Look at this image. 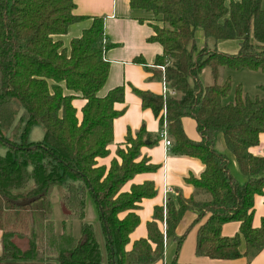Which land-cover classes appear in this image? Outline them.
<instances>
[{
  "label": "trees",
  "instance_id": "trees-1",
  "mask_svg": "<svg viewBox=\"0 0 264 264\" xmlns=\"http://www.w3.org/2000/svg\"><path fill=\"white\" fill-rule=\"evenodd\" d=\"M262 1L129 0L131 7L153 12L162 23L154 26L150 40L162 46L155 61L165 66V80L176 93L163 97L134 92L160 126L165 105L173 153L198 158L204 169L199 178H188L194 187L189 198L177 199V206L166 202L165 235L157 224L163 221V207H156L147 237L127 250L129 234L139 222L137 204L155 191L151 182L132 185L129 191L122 187L135 174L157 167L145 158L138 160L149 137L144 128L134 137L127 134L126 149H116L120 161L112 158L107 168L97 164V158L109 154L113 119L121 113L114 105L124 100L123 86L102 97L97 94L109 72L104 52L113 46L103 42V17H92L91 26L66 48L53 36L65 34L70 24L84 18L73 14V0H0V146L5 147L0 154V264L36 261L47 253L55 254L57 264H152L163 258L164 237L179 250L184 237L175 230L187 210L197 212V221L205 218L197 232L198 256H245L250 261L261 251L264 217L256 228L252 217L255 196L264 193V153L254 155L249 149L258 145L264 130V86L258 87L262 95L249 96L236 85L233 100L225 102L230 82L219 83L218 77L222 67L264 73ZM220 39L237 40L238 51H218ZM204 68L210 70V84L201 79ZM77 97L85 100L80 117L73 105ZM183 116L195 120L198 141L185 135ZM35 125L43 130L37 142L29 140ZM218 136L225 151L216 149ZM229 154L242 179L231 171ZM54 187L62 191L59 201L65 216L81 221L80 237L64 233L51 243L36 247L31 241L21 248L14 243L15 235L28 229L34 213L48 214ZM197 194L206 198L197 199ZM86 195L98 208L104 253L93 223L85 220ZM231 221L239 223L238 232L222 236V225ZM165 264L197 263L174 259Z\"/></svg>",
  "mask_w": 264,
  "mask_h": 264
},
{
  "label": "crops",
  "instance_id": "crops-1",
  "mask_svg": "<svg viewBox=\"0 0 264 264\" xmlns=\"http://www.w3.org/2000/svg\"><path fill=\"white\" fill-rule=\"evenodd\" d=\"M229 1L226 0V4ZM73 3V14L84 18L70 24L65 34L54 35L53 39L61 40L63 47L69 48L70 40L79 37L84 29L91 26L92 17H103L104 40L113 44V46L104 52V59L109 62V72L103 87L97 94L102 97L114 87L123 86L124 88L123 102L114 105L115 109L121 113L113 119V140L107 145L109 154L97 158V164L104 165L107 168L111 159L117 158L116 149L125 145L127 134L130 133L134 137L141 128H144L149 137L146 138L145 144L140 148L138 160L145 158L148 163L157 167L153 171L135 174L122 187V191H129L132 185L151 182L155 191L153 196L145 197L137 204L138 207L135 212L138 215L139 222L129 234V243L126 246V249L129 250L134 241L147 237V224L154 220V209L156 207H164L167 201H172L177 206V199L189 198L193 194L194 187L188 181V178H199L204 165L198 158L173 153L171 146L165 147L163 145V141L159 136L161 126L158 118L154 116L150 108L142 106L140 97L134 92V89H138L154 95H162V73L158 68L160 64H156L155 61L158 56L162 55V46L159 42L150 40L155 34L154 26L161 27L162 23L155 18L154 13L143 8L131 7L129 0H73ZM216 48L218 51L234 54L238 51L239 44L234 39H220L216 42ZM208 71L210 72V70ZM262 78L264 79V77ZM260 86H264V82L261 84L256 83L255 94H263L258 89ZM233 96L234 91L229 93L225 98V102L232 101ZM84 102L85 100L80 97L73 100L78 117L81 116L80 109ZM181 126L189 139L195 141L200 139L196 122L192 117L183 116ZM149 140L155 141L150 144L148 143ZM216 149L225 151L220 136L217 137ZM249 150L254 155L264 153V130L259 135L258 145L251 147ZM117 159L120 161L119 158ZM229 160L231 171L237 178L242 179L230 154ZM61 192L60 188L54 187L49 196V224L47 229L40 234L43 235L44 243H51L56 237L64 233H68L71 236L70 238L75 240L80 237L81 221L77 218L70 219L65 216L59 201ZM196 198L201 200L206 198V195L197 194ZM85 210L86 219L93 223L96 236L104 253V239L98 219V208L90 195H86ZM165 214L166 208H163L164 219ZM124 215L125 212L121 213L120 217ZM263 217L264 193L255 196L252 226L259 227ZM204 219L197 221L195 210L185 211L175 230L178 236L183 235L184 237L179 250H176L174 241L164 237L163 258L152 264H165L174 259L180 263L197 264H264V247L250 261L245 256L231 260L198 256L196 254V238L198 229ZM157 224L162 231V222H157ZM238 229L239 223L236 221L224 223L221 227V235L232 237L238 232ZM1 243L2 231L0 230V253ZM240 249L242 252L245 250L243 241ZM7 264H57V261L55 254L47 253L40 260Z\"/></svg>",
  "mask_w": 264,
  "mask_h": 264
},
{
  "label": "rangeland",
  "instance_id": "rangeland-1",
  "mask_svg": "<svg viewBox=\"0 0 264 264\" xmlns=\"http://www.w3.org/2000/svg\"><path fill=\"white\" fill-rule=\"evenodd\" d=\"M262 7H264V0L262 1ZM159 70L162 73V70L161 69ZM200 76H201L202 81L206 84H210L213 82V79L207 68H204L203 71H201ZM262 77H264V74L260 72L251 71L245 68H242L239 70H229L225 67H222L219 72L218 82L224 83L228 79L230 82V93L234 91V88L236 85H241L244 93H247L249 96H254L256 95L255 94L256 93V83L261 84L262 82H264V79ZM19 117H20V114L17 116V120L15 124L18 123ZM20 127H22V123ZM42 135H43V130L41 126L35 125L31 128L29 132V139L31 141H39L42 138ZM126 146L127 144H125L121 148L126 149L125 148ZM4 152H5V147L0 146V154H3ZM2 218L3 216L1 217V220H2L1 223L5 227L6 222H3ZM49 218H50L49 214H46L43 216L41 214H37V212L34 213V216L31 218V221L29 222L28 229L25 230V232L19 231V233L15 235L16 237L14 238V243L20 246L21 248H25L26 246H28L29 242L31 243V241L35 243L36 247L40 245L41 243H43V238H42L43 235H40V234L47 229V226L49 224L48 223ZM5 219H7V214H5ZM10 219L12 220V218ZM85 220L87 219L85 218ZM48 229L50 228L48 227ZM95 233H96V230H95ZM104 262L106 264V261Z\"/></svg>",
  "mask_w": 264,
  "mask_h": 264
},
{
  "label": "built area",
  "instance_id": "built-area-1",
  "mask_svg": "<svg viewBox=\"0 0 264 264\" xmlns=\"http://www.w3.org/2000/svg\"><path fill=\"white\" fill-rule=\"evenodd\" d=\"M103 42H105L104 39H103ZM158 68H160L162 70V96L166 97L168 95H175L176 92L169 87L168 82L165 80V77H164L165 66L164 65H159ZM161 115L163 117V122H162L161 128L159 130V136H160V138L163 141V145L165 147H170L172 142H171V139H170V137L168 135V131H167V122H166V119H165V116H166V107H165V105H163V107L161 109ZM165 205H166V202H165L163 208H165ZM163 217H164V215H163ZM162 227H163L162 228V232H163V234H165L166 224H165V219L164 218H163V221H162Z\"/></svg>",
  "mask_w": 264,
  "mask_h": 264
}]
</instances>
